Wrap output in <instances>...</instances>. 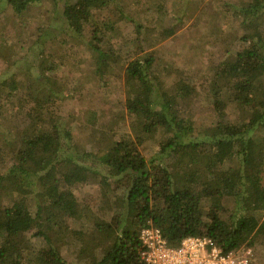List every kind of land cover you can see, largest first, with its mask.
Returning <instances> with one entry per match:
<instances>
[{"label":"trees","instance_id":"1","mask_svg":"<svg viewBox=\"0 0 264 264\" xmlns=\"http://www.w3.org/2000/svg\"><path fill=\"white\" fill-rule=\"evenodd\" d=\"M50 1L60 4V30L85 42L101 76L116 53L111 45L115 23L101 11L116 5L120 19L134 22L137 51L127 55L124 83L125 107L137 131L134 137H109L102 148L80 149L66 116L40 99L45 89L60 97L64 87L36 72L38 54L0 77V116L13 114L15 105L27 108L17 126L0 130V264H67L50 233L67 229L77 217L72 189L79 184L94 186L112 208L101 217L88 210L95 229L79 238L88 245V264H149L140 234L150 226L159 228L171 247L189 236H206L225 253L244 246L259 252L264 247V160L255 142L264 145V0L231 5L240 18L243 47L218 69L244 120L229 117L216 75L212 103L217 116L204 131L179 105L195 93L190 77L183 74L171 86L164 84L159 74L163 57L146 50L143 25L120 0ZM39 2L0 0V8L22 16ZM162 33L172 36L175 30ZM54 35L45 28L38 48ZM28 72L31 89L24 92L19 75ZM156 135L159 150L148 158L142 149ZM32 230L39 249L29 243Z\"/></svg>","mask_w":264,"mask_h":264},{"label":"rangeland","instance_id":"2","mask_svg":"<svg viewBox=\"0 0 264 264\" xmlns=\"http://www.w3.org/2000/svg\"><path fill=\"white\" fill-rule=\"evenodd\" d=\"M120 2L127 14L143 25L146 50H155L163 57V67L159 74L164 84L171 86L182 79L183 74L190 77L189 82L194 85L195 93L179 105L182 113L195 123L197 130L204 131L216 119L212 103V84L216 75L228 102L229 117L232 121L244 120L243 113L226 91L227 78L218 73L220 62L243 47L240 40L243 33L240 18L234 15L231 5H240L244 0ZM58 6L60 4L42 0L33 4L22 16L1 6L0 77L18 71V63L33 59V54H38L36 72L49 74L57 85L62 84L64 87L60 97L45 89L40 99L49 109L66 116L80 149L102 148L109 137H134L137 130L133 125L134 119L128 116L125 107L124 83V70L130 61L127 55L137 51L133 46L137 37L134 22L120 19L116 5L101 11L104 19L115 23L111 45L116 51L101 76L96 72L97 63L85 42L66 37L60 30L61 22L56 11ZM45 28L53 29L55 35L39 49L37 41ZM165 28H173L174 35L166 36L162 33ZM50 68L53 70L49 71ZM31 74L19 75L24 92L31 89V80L26 77ZM14 107L13 114L0 116V130L8 127V124L17 126L20 113L26 115V107ZM154 137L148 139L145 149H142L148 158L159 150L156 143L158 136ZM2 138L0 132V142ZM258 138H261L260 135ZM256 140L258 154L264 160V145L261 140ZM72 192L78 201L79 213L70 220L67 229H54L50 236L67 264H88V245L79 239L89 237L95 229L93 219L88 218V210L101 217L103 212L112 208L108 201L99 198L92 185H76ZM228 206L232 208V203L228 202ZM33 232L27 234L29 243L39 249L41 243L32 236ZM244 248L252 249L250 264H264V247L259 252L250 246Z\"/></svg>","mask_w":264,"mask_h":264},{"label":"built area","instance_id":"3","mask_svg":"<svg viewBox=\"0 0 264 264\" xmlns=\"http://www.w3.org/2000/svg\"><path fill=\"white\" fill-rule=\"evenodd\" d=\"M140 238L145 247L142 256L149 264H250L251 248L223 252L217 243L206 236H189L179 247L167 244L157 227H145Z\"/></svg>","mask_w":264,"mask_h":264}]
</instances>
